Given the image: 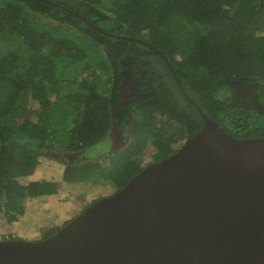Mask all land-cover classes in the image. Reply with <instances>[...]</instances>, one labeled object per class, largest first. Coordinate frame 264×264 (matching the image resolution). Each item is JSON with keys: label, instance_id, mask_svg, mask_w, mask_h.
<instances>
[{"label": "trees", "instance_id": "16d2710c", "mask_svg": "<svg viewBox=\"0 0 264 264\" xmlns=\"http://www.w3.org/2000/svg\"><path fill=\"white\" fill-rule=\"evenodd\" d=\"M191 99L230 134L264 136V0H0V226L58 191L20 179L51 151L87 149L81 173L120 189L144 153L159 161L205 126ZM126 122L128 151L116 153L110 132ZM55 158L66 181L86 179L68 173L81 162Z\"/></svg>", "mask_w": 264, "mask_h": 264}, {"label": "water", "instance_id": "95a60500", "mask_svg": "<svg viewBox=\"0 0 264 264\" xmlns=\"http://www.w3.org/2000/svg\"><path fill=\"white\" fill-rule=\"evenodd\" d=\"M191 100L201 130L54 234L0 238V264H264V136H234Z\"/></svg>", "mask_w": 264, "mask_h": 264}, {"label": "rangeland", "instance_id": "374dc122", "mask_svg": "<svg viewBox=\"0 0 264 264\" xmlns=\"http://www.w3.org/2000/svg\"><path fill=\"white\" fill-rule=\"evenodd\" d=\"M110 1L112 2V0ZM32 100L34 104L31 102L30 106L38 111L40 102L35 99ZM33 114L36 115V112ZM124 132L128 133L127 130ZM114 133L116 134V132ZM124 139L126 140L125 143H117V149L115 148L113 151L117 150L116 153H125L128 151L126 148L130 144L129 141L131 139V135H129V137L125 136ZM105 145H107V143H105ZM147 151H149V149ZM51 152L55 155V157L60 156L58 152H56L57 154L53 151ZM92 156L93 154L90 152L78 158L74 157L72 159H68V161H73L74 159L78 162H81L77 163L80 164V167H72L68 172L71 175L78 174L81 177L86 178L84 181L76 182H69L64 179L63 176L66 162H62L55 157H41L40 163L35 172L28 176H23L20 179L22 182L38 178H48L54 181L56 180V182L59 184L58 191L56 193L47 195L46 197L31 198L26 200V212L19 220H16L12 224H1L0 237L5 235L7 237L14 236L30 240L46 238L55 233L58 228L46 227L45 229H42L43 227L46 225H51L55 222L62 223L65 219H69L70 221L71 218L81 213L82 210L85 209L95 199L115 192L119 188L118 186H120L118 184L119 182L117 181L118 183H114L112 180L108 179V175L101 173L100 178L102 179H99L98 182H94V180L97 179L93 176L92 171L81 173L82 163L85 164V161L90 159ZM98 156L99 162L102 165H108L109 157L106 156L105 152L98 153ZM158 156L159 154H156L153 162L157 161ZM142 157L144 166L150 163V153H144ZM126 163L129 166L132 165L131 162ZM144 166H142V168H144ZM133 167L136 168L138 166L134 165ZM89 180L91 181L87 182Z\"/></svg>", "mask_w": 264, "mask_h": 264}, {"label": "flooded vegetation", "instance_id": "af4514ba", "mask_svg": "<svg viewBox=\"0 0 264 264\" xmlns=\"http://www.w3.org/2000/svg\"><path fill=\"white\" fill-rule=\"evenodd\" d=\"M126 130L128 131V133L124 132ZM114 132H116V134ZM131 133L132 132L130 131V126H129V124H127V122H126L125 125H116L115 127H113L112 131L110 132V138H111L110 147H111V150H115V148L117 149V143L118 144L125 143L126 140L124 139V137L125 136L129 137V135H131ZM53 152L54 153L58 152V154H60V156H63V158L66 157L67 159H72L74 157L78 158L80 156L85 155L86 153H88V150L84 149V148H81V149L78 148V149H74V150H62V151L57 150V151H53Z\"/></svg>", "mask_w": 264, "mask_h": 264}, {"label": "clouds", "instance_id": "9594fccd", "mask_svg": "<svg viewBox=\"0 0 264 264\" xmlns=\"http://www.w3.org/2000/svg\"><path fill=\"white\" fill-rule=\"evenodd\" d=\"M0 238H2V237H0Z\"/></svg>", "mask_w": 264, "mask_h": 264}]
</instances>
